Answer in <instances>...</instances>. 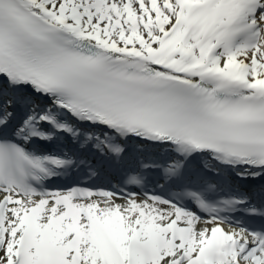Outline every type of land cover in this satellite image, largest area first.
Masks as SVG:
<instances>
[{"label": "snow or ice", "instance_id": "6c2138e0", "mask_svg": "<svg viewBox=\"0 0 264 264\" xmlns=\"http://www.w3.org/2000/svg\"><path fill=\"white\" fill-rule=\"evenodd\" d=\"M0 264H264V0H0Z\"/></svg>", "mask_w": 264, "mask_h": 264}]
</instances>
